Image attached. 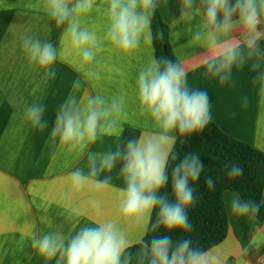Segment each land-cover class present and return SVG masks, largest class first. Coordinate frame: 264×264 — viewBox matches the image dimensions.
<instances>
[{
    "label": "clouds",
    "instance_id": "obj_1",
    "mask_svg": "<svg viewBox=\"0 0 264 264\" xmlns=\"http://www.w3.org/2000/svg\"><path fill=\"white\" fill-rule=\"evenodd\" d=\"M161 6L162 0H105L103 8L97 0H39L37 4L57 27H63L62 38L75 50L79 68L96 59L104 40L131 53L142 44L163 39V30L153 29ZM93 11L106 17L103 39L88 26ZM172 23L191 26L189 43L202 50L197 66L204 68L205 78L235 84L234 69L247 66L255 74L252 83L258 86L259 103L264 106V0H179ZM22 49L28 64L43 72L42 79L55 78L53 65L61 52L51 41L24 35ZM87 74L99 78L98 73ZM188 75L183 60L167 55L154 56L139 69V111L153 131L127 139L123 138L126 96L79 95L81 82H73L55 113L48 142L55 151L86 157L87 170L78 167L69 173L76 190L112 187V173L119 165L117 178L124 185L118 189L120 215L127 225L142 227L143 235L132 243L116 220H93L67 234L33 235L31 247L38 255L55 264H227L216 246L205 248L183 235L194 231L189 210L200 199L202 175L205 188L215 191L217 185V178L206 174L199 152L181 154L176 147L212 121L207 90L190 86ZM241 103L247 107L249 98L243 96ZM45 113L46 106L34 102L25 108L24 117L32 128L44 130L48 127ZM105 137L115 138L116 146L91 150ZM222 167L229 179L244 175L240 163L226 161ZM92 204L99 215V203ZM262 209L264 194L260 199L237 194L230 203L231 213L242 218H257ZM148 233L151 237L145 238ZM255 244L253 239L241 248L238 264H252L249 257Z\"/></svg>",
    "mask_w": 264,
    "mask_h": 264
},
{
    "label": "crops",
    "instance_id": "obj_2",
    "mask_svg": "<svg viewBox=\"0 0 264 264\" xmlns=\"http://www.w3.org/2000/svg\"><path fill=\"white\" fill-rule=\"evenodd\" d=\"M38 3L39 0H0V264H55L32 249L31 237L50 231L67 234L93 220H116L126 229L132 243L143 235L142 227L127 225L120 215L118 189L124 185L117 178L119 165L112 173V187L76 190L69 173L78 167L87 170L86 157L55 151L48 138L59 104L76 80L81 82L79 95L126 96L123 138L153 131L146 123L147 117L140 115L136 88L139 69L155 56L153 42L123 53L104 40L96 59L79 68L75 50L62 38L63 27H57L37 7ZM97 4L103 8L105 0H97ZM178 9L179 0H162L159 10L169 27L177 59L189 68L190 86L207 90L212 121L223 132L264 153V106L259 103L258 86L252 83L255 74L246 66L234 69L235 84L222 85L218 79L205 78L204 68L197 66L202 50L199 45L189 43L191 26L172 23ZM87 23L103 39L107 24L103 12L93 11ZM24 35L49 40L60 50L61 55L53 65L55 78L42 79L43 72L28 64L22 49ZM89 71L98 73L99 78L89 76ZM245 95L249 98L247 107L241 103ZM34 102L46 106L48 127L44 130L32 128L24 117L25 108ZM116 143L115 138L105 137L91 150L106 151ZM237 194L232 191L224 194L229 232L216 247L224 252L227 264H238L241 248L255 239L249 259L258 264L264 258V222L231 213L230 203ZM93 201L100 205L99 215Z\"/></svg>",
    "mask_w": 264,
    "mask_h": 264
},
{
    "label": "trees",
    "instance_id": "obj_3",
    "mask_svg": "<svg viewBox=\"0 0 264 264\" xmlns=\"http://www.w3.org/2000/svg\"><path fill=\"white\" fill-rule=\"evenodd\" d=\"M157 28L163 30L164 38L153 41L155 57L167 55L177 59L170 41L169 27L160 10L153 20V29ZM176 147L181 154L188 151L199 152L207 168L206 174L217 178L215 191H210L205 188L202 175L198 189L200 199L189 210L194 231L183 235L191 236L194 242L205 248L218 246L224 242L229 232L225 192H236L245 199H260L264 194V153L247 142L229 136L213 121L202 132L194 134L189 142L183 145L178 142ZM226 161L240 163L244 167L243 177L229 179L222 167ZM167 191L170 192V188ZM257 219L264 222V209ZM151 235L152 233H148L145 238H150Z\"/></svg>",
    "mask_w": 264,
    "mask_h": 264
},
{
    "label": "built area",
    "instance_id": "obj_4",
    "mask_svg": "<svg viewBox=\"0 0 264 264\" xmlns=\"http://www.w3.org/2000/svg\"><path fill=\"white\" fill-rule=\"evenodd\" d=\"M258 264H264V258H262Z\"/></svg>",
    "mask_w": 264,
    "mask_h": 264
}]
</instances>
